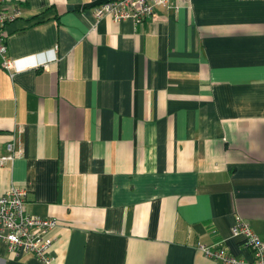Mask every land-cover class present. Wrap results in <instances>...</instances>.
Instances as JSON below:
<instances>
[{"label":"crops","instance_id":"1","mask_svg":"<svg viewBox=\"0 0 264 264\" xmlns=\"http://www.w3.org/2000/svg\"><path fill=\"white\" fill-rule=\"evenodd\" d=\"M104 0H0V196L53 218L52 264L251 261L264 240V0H189L141 26L96 20ZM46 66V67H45ZM0 264H41L0 242Z\"/></svg>","mask_w":264,"mask_h":264},{"label":"built area","instance_id":"2","mask_svg":"<svg viewBox=\"0 0 264 264\" xmlns=\"http://www.w3.org/2000/svg\"><path fill=\"white\" fill-rule=\"evenodd\" d=\"M189 0H104L93 7L96 20L108 17L119 23L132 20L141 26L148 18L155 15L159 7L177 9L180 4ZM16 13L7 14L0 8V67L8 72L17 70L14 60L7 57L5 27L12 22ZM46 67V66H45ZM21 153L15 142L6 146V154L0 157V166L13 161ZM27 190L12 186L0 196V242L8 253L15 255L28 254L41 264H52L51 249L54 242L53 233L58 223L53 218L31 215L26 211ZM231 237L240 238L251 251L252 260L245 261L229 255L223 248L199 243L197 249L202 255L220 264H264V240H261L251 229L249 223L237 217L230 230Z\"/></svg>","mask_w":264,"mask_h":264}]
</instances>
